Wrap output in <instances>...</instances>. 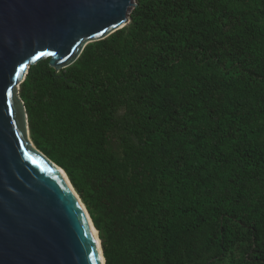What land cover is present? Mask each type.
Listing matches in <instances>:
<instances>
[{
  "label": "trees",
  "instance_id": "1",
  "mask_svg": "<svg viewBox=\"0 0 264 264\" xmlns=\"http://www.w3.org/2000/svg\"><path fill=\"white\" fill-rule=\"evenodd\" d=\"M130 21L29 68L34 146L105 264H264V0H136Z\"/></svg>",
  "mask_w": 264,
  "mask_h": 264
},
{
  "label": "water",
  "instance_id": "2",
  "mask_svg": "<svg viewBox=\"0 0 264 264\" xmlns=\"http://www.w3.org/2000/svg\"><path fill=\"white\" fill-rule=\"evenodd\" d=\"M135 7L136 0H0V264H105L85 205L30 138L19 91L31 66L70 67L87 45L127 27Z\"/></svg>",
  "mask_w": 264,
  "mask_h": 264
},
{
  "label": "bare ground",
  "instance_id": "3",
  "mask_svg": "<svg viewBox=\"0 0 264 264\" xmlns=\"http://www.w3.org/2000/svg\"><path fill=\"white\" fill-rule=\"evenodd\" d=\"M59 171L62 173V175L64 176V178L66 179V181L68 182V184H69V186H70V182H69L67 176L63 173V171H61V170H59ZM70 187H71V186H70ZM72 191H73V190H72ZM90 224H91V222H90ZM91 226H92V225H91ZM92 229H93V226H92ZM93 231H94L95 237L97 238V232L95 231V229H93Z\"/></svg>",
  "mask_w": 264,
  "mask_h": 264
}]
</instances>
